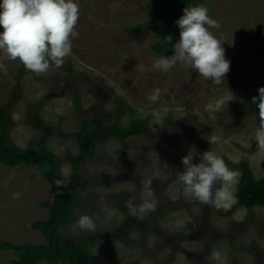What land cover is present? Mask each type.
Segmentation results:
<instances>
[{
	"label": "rangeland",
	"instance_id": "rangeland-1",
	"mask_svg": "<svg viewBox=\"0 0 264 264\" xmlns=\"http://www.w3.org/2000/svg\"><path fill=\"white\" fill-rule=\"evenodd\" d=\"M74 2L80 7L77 35L70 38L72 52L62 67L53 65L38 75L0 50V106L9 104L8 141L54 152L59 178L69 183L72 159L80 152L73 133L84 121L103 128L143 119L146 128L126 139H96L79 171L76 202L60 227L63 242L75 244L132 224L120 236L90 243L94 264H217L209 259L213 249L226 254V264H264V206L248 208L236 197L238 163H249L255 176L264 178V154L253 147L258 108L251 102L264 87V0L194 1L220 24L209 29L230 61L220 85L180 61L167 72L155 68L158 59L175 51L161 55L153 48L158 37L146 23L158 0ZM171 12L165 6L164 13ZM156 88L160 97L152 102L148 97ZM230 92L235 101L217 110V102ZM154 112L163 118L161 125L154 124ZM211 136L218 140L210 143ZM205 151L238 173L236 203L228 212L187 195L179 179L182 158L189 154L200 163ZM149 179L151 196L142 187ZM53 199L38 165L0 163V239L45 244L32 223L49 218L43 204ZM145 199L155 203V211L130 216L126 204ZM105 210L112 213L110 219ZM82 215L93 218L94 233L78 227ZM13 256L0 247V264H10Z\"/></svg>",
	"mask_w": 264,
	"mask_h": 264
},
{
	"label": "clouds",
	"instance_id": "clouds-1",
	"mask_svg": "<svg viewBox=\"0 0 264 264\" xmlns=\"http://www.w3.org/2000/svg\"><path fill=\"white\" fill-rule=\"evenodd\" d=\"M80 15L79 4L74 0H0V50L13 61L19 60L23 66L35 73L45 74L53 65L62 67L72 52L71 37L77 35L74 31ZM179 27V40L174 43V56L161 57L155 62V68L169 71L177 61L186 68L194 69L206 80L220 85L225 81L230 71V61L226 59L225 49L220 40L213 35L210 28H220L217 20L212 19L208 9L202 5L187 6L183 15L175 22ZM167 42H172V36H166ZM141 71L143 65L137 66ZM161 90L156 88L149 95L152 102L159 100ZM231 93V92H230ZM234 94L221 99L216 104L220 110L229 101H235ZM251 102L258 108V127L255 139L259 151L264 154V87L258 89V96H253ZM156 125L163 123L159 112H154ZM210 143L218 140L211 136ZM200 163H193L189 154L182 158L184 171L179 179L183 183L187 195L216 210L228 212L236 203L234 191L238 173L230 170L224 159L211 151H205L200 156ZM57 188L62 182L57 180ZM219 184V188L215 186ZM142 187L153 194L152 181L145 180ZM57 191L54 195H60ZM128 214L136 217L155 211L156 205L145 199L139 205L127 203ZM106 218L112 213L105 210ZM78 227L82 231L94 233L96 223L88 215L80 216ZM209 259L217 264H226V254L213 249Z\"/></svg>",
	"mask_w": 264,
	"mask_h": 264
},
{
	"label": "trees",
	"instance_id": "trees-1",
	"mask_svg": "<svg viewBox=\"0 0 264 264\" xmlns=\"http://www.w3.org/2000/svg\"><path fill=\"white\" fill-rule=\"evenodd\" d=\"M195 0H158L150 6L151 18L147 21V29L153 31L157 42L153 45L156 52L168 55L174 51V43L179 40V27L175 23L182 15L183 9L193 6ZM165 6L172 9L170 15L164 13ZM173 13V14H172ZM172 36V42L165 40L166 36ZM9 104L0 106V163L9 166H19L23 163H35L41 171V175L48 180L54 193L59 191L60 195H54L53 202H45L44 207L50 211L48 219H39L32 223L34 229L39 230L46 238V243L23 242L17 243L11 240L0 239V247L11 250L14 256L10 264H94L92 253L89 249L90 243L100 238H115L120 236L124 229L130 225L126 224L116 232H105L90 236L75 244H65L60 234V227L67 220L76 202L79 183V171L81 165L87 161L93 150V144L101 136H115L126 139L140 135L146 128L143 119H136L128 127L117 124L100 128L96 122L84 121L81 131L74 132L80 143V152L73 157V172L71 181L63 183L59 178L60 167L57 155L45 148H21L8 141L9 131ZM253 147L259 150L257 141ZM264 167V160L262 161ZM241 169V178L237 186L236 197L239 204L248 208L264 206V178H257L251 165L245 161L238 163ZM57 180L62 182V187L57 188Z\"/></svg>",
	"mask_w": 264,
	"mask_h": 264
}]
</instances>
